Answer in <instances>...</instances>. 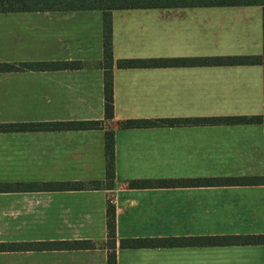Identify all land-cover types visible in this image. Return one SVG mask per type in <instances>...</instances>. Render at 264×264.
I'll return each instance as SVG.
<instances>
[{
	"label": "crops",
	"instance_id": "0c3cea01",
	"mask_svg": "<svg viewBox=\"0 0 264 264\" xmlns=\"http://www.w3.org/2000/svg\"><path fill=\"white\" fill-rule=\"evenodd\" d=\"M102 31L97 9L0 12V63L6 64L0 71V124L12 127L0 131V183L104 180V133L114 134L112 188L0 191V243L10 246L0 250V264H106L108 196L114 198L116 264H264V244L119 246L124 238L264 233V182L128 186L137 179L264 176L263 124H121L260 115L262 65H116L125 58L258 55L261 7L112 10L111 119L104 118ZM89 120L100 127L45 128ZM72 239L96 246H44Z\"/></svg>",
	"mask_w": 264,
	"mask_h": 264
},
{
	"label": "trees",
	"instance_id": "16d2710c",
	"mask_svg": "<svg viewBox=\"0 0 264 264\" xmlns=\"http://www.w3.org/2000/svg\"><path fill=\"white\" fill-rule=\"evenodd\" d=\"M258 5L262 9V53L258 55H239L224 57H175L148 59H117L116 65L121 68L147 66H181V65H212V64H260L263 67V109H264V0H0V12L7 11H67V10H101L102 12V48L103 58L99 65L103 68L104 118L113 116L112 96V42H111V11L115 9L132 8H172V7H201V6H241ZM79 62H64L63 66L78 67ZM6 64L0 63V71H4ZM10 68V67H9ZM261 123L264 125V111L260 115L229 116L214 118H155V119H126L121 124L124 127L174 126L188 123ZM25 127V125H23ZM100 127V121H67L46 124L49 128L91 129ZM12 127L0 124V131ZM105 179L98 181H55L39 184L0 183V191L5 190H79L112 188L114 179V134L106 130L104 133ZM264 176H238L218 178H188V179H137L128 182L133 188L146 187H179L203 185H233V184H261ZM107 236L103 246L108 249L106 264H116V235H115V207L107 201L106 205ZM224 244H264L263 234L227 235V236H182V237H141L124 238L119 240V246L124 248H154V247H191L202 245ZM45 248L54 249H91L94 242L86 239H72L61 241H46ZM9 245L0 243V250Z\"/></svg>",
	"mask_w": 264,
	"mask_h": 264
},
{
	"label": "built area",
	"instance_id": "2783aa9c",
	"mask_svg": "<svg viewBox=\"0 0 264 264\" xmlns=\"http://www.w3.org/2000/svg\"><path fill=\"white\" fill-rule=\"evenodd\" d=\"M108 201H109L110 203H114V198H112L111 196H108Z\"/></svg>",
	"mask_w": 264,
	"mask_h": 264
},
{
	"label": "rangeland",
	"instance_id": "374dc122",
	"mask_svg": "<svg viewBox=\"0 0 264 264\" xmlns=\"http://www.w3.org/2000/svg\"><path fill=\"white\" fill-rule=\"evenodd\" d=\"M200 216V215H199ZM196 221V219L194 220V222ZM199 223H200V220H199ZM194 226H196V224L194 223ZM198 230L200 231V225H198ZM195 229V228H194Z\"/></svg>",
	"mask_w": 264,
	"mask_h": 264
}]
</instances>
